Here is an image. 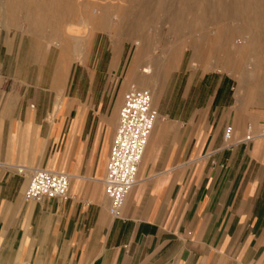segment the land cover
Segmentation results:
<instances>
[{
	"label": "crops",
	"instance_id": "crops-1",
	"mask_svg": "<svg viewBox=\"0 0 264 264\" xmlns=\"http://www.w3.org/2000/svg\"><path fill=\"white\" fill-rule=\"evenodd\" d=\"M226 29L216 45L251 35L230 66L171 57L158 84L148 52L114 50L104 71L98 49L99 66L57 67L54 91L34 104L0 90V264H264V47L254 31ZM133 82L159 118L116 220L104 179ZM228 129L233 143L254 141L227 148ZM21 167L68 174V199L26 201Z\"/></svg>",
	"mask_w": 264,
	"mask_h": 264
},
{
	"label": "rangeland",
	"instance_id": "rangeland-1",
	"mask_svg": "<svg viewBox=\"0 0 264 264\" xmlns=\"http://www.w3.org/2000/svg\"><path fill=\"white\" fill-rule=\"evenodd\" d=\"M83 1L86 0L76 1L73 17L67 16L68 7H65L63 10L66 15L62 21L52 23L53 27L49 21L44 22L46 24L42 28L37 26V14L26 18L27 13L24 11H16L11 15L0 7V67L9 70L8 76L0 79V90L7 86L8 94L11 95L18 89L22 100H31L34 104L36 95L39 94L43 100L54 91L52 83L57 67L67 65L74 69L99 66L98 49L106 50L103 57L104 71L107 70L110 53L114 50L125 53L132 50L131 56L135 51L148 52L154 60L151 67L155 73L149 82L160 84L164 78L159 76V70L170 68L171 57L174 59L179 56L177 64L183 57L186 64L193 61L195 56L206 63L208 54L212 59L230 66L235 57L243 56L238 48L246 46L247 38L251 36L239 35L230 45L215 44L216 39L222 37L217 32L239 24L237 19L241 17L230 18L224 13L225 7L234 0H206L213 11L206 18L199 16L203 0H196V11L180 20L167 16L180 6L175 0H147L143 3H138V0H95L97 26L80 22L78 11H87L81 4ZM217 11L224 15H216ZM51 12V9L47 11ZM222 16L225 18L222 19ZM261 34L264 35V32ZM128 68V64L122 65L117 78L110 75L115 79V84L123 83ZM83 82H88L87 77H84ZM96 82L104 84L100 78ZM132 87L144 89L134 82L129 83L122 93V106L124 96ZM30 178L31 174L29 181Z\"/></svg>",
	"mask_w": 264,
	"mask_h": 264
},
{
	"label": "built area",
	"instance_id": "built-area-1",
	"mask_svg": "<svg viewBox=\"0 0 264 264\" xmlns=\"http://www.w3.org/2000/svg\"><path fill=\"white\" fill-rule=\"evenodd\" d=\"M124 97L116 136L109 154L107 175L104 179L109 212L116 220L121 219L124 202L138 185L139 167L159 118L158 112L153 108V96L148 90L132 88ZM225 133L227 148L250 143L255 138L249 134L233 143L231 129L226 130ZM262 135L264 136V128ZM18 173L24 174L22 169ZM70 183V176L64 172L34 169L24 191V199L26 201L67 200Z\"/></svg>",
	"mask_w": 264,
	"mask_h": 264
},
{
	"label": "bare ground",
	"instance_id": "bare-ground-1",
	"mask_svg": "<svg viewBox=\"0 0 264 264\" xmlns=\"http://www.w3.org/2000/svg\"><path fill=\"white\" fill-rule=\"evenodd\" d=\"M76 1L77 0H0V7L3 10H5L7 13H10V14L11 13L13 14V12H16V11H22V12L24 11L27 13L26 18L32 17L33 15L36 16V14H37L38 19L41 21H39L37 19L38 25L37 24L36 25L39 26V28H42V26L46 24L44 22H47V23L50 22L49 25H51L53 27L52 23L55 24V22H57L58 20H61L62 17H64V15H66V13L63 10V8H65V7H68V9L66 10V11H68L67 16L73 17V15L75 14V11H76L75 8H77V6H76L77 4H75ZM144 1L147 2V0H138V3L139 2L143 3ZM221 1H223V0H221ZM249 1L250 0H234L231 2V4H228L229 6L227 5L225 7L224 13L227 15V17H230V18L231 17H241V18L237 19V21H239V24L237 26H232L229 28H231V29L233 28V31L234 30L241 31L240 32L241 34H243V31H249V32L254 31L255 32L254 34L257 35L256 41L258 42L259 46L264 47V35L261 34L262 32H264V0H254V1H250V2ZM83 2L84 3L81 2V4H83L84 8L87 11H83V12L78 11V17L80 18V22L86 23V24L91 23L90 25L93 24V25L97 26L96 1L95 0H86ZM175 2L180 4V6L176 9H174V12L168 13L167 14L168 17L170 16L171 18H177L180 20V19H183V17H185L187 14H193L196 11L195 10L196 0H175ZM78 3H80V2H78ZM202 3L203 4L201 5V7L199 9V11H200L199 16L206 18L207 16H209L210 13L211 14L213 13L212 7L210 5H208V2H206V0H203ZM81 4L78 6V8L81 6ZM219 5H221V4H219ZM49 8L52 10L51 14L47 13V11L49 12V10H50ZM220 11H223V10H220ZM18 13H20V12H18ZM18 13H16V14H18ZM216 13H218V14H216L218 16L224 15L223 12L220 13L217 11ZM219 13H220V15H219ZM11 15H10V17L9 16L8 17L11 18ZM90 18H91V21L93 23L90 21ZM223 18H225V17L222 16V19ZM30 19H28V20H30ZM5 21H6V19H5ZM8 21H10V19H8ZM12 21L13 20H11L10 22H12ZM6 24H8V23H6ZM54 26H56V25H54ZM54 28H56V27H54ZM224 29H226V27ZM56 31H57V29H56ZM229 33L232 34V32H229ZM236 34H238V33L236 32ZM233 35L235 36V33ZM239 35L240 34H238V36ZM229 36H230V34H229ZM254 37L255 36H253V38ZM225 40H227V39H225ZM225 42L229 43L228 40ZM253 43L255 44L256 42H254V40H253ZM152 70L150 67H148L143 71V74L147 77H150V75L153 73ZM132 88H135V87H132ZM21 169L23 172L29 171L30 174L32 173V170H34V169L27 170L26 168L21 167V168H17V171H20Z\"/></svg>",
	"mask_w": 264,
	"mask_h": 264
}]
</instances>
